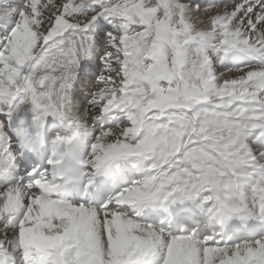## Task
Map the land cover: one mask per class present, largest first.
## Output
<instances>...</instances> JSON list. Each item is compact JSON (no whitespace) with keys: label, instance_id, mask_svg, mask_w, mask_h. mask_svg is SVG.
<instances>
[{"label":"snow or ice","instance_id":"snow-or-ice-1","mask_svg":"<svg viewBox=\"0 0 264 264\" xmlns=\"http://www.w3.org/2000/svg\"><path fill=\"white\" fill-rule=\"evenodd\" d=\"M0 264H264V0H0Z\"/></svg>","mask_w":264,"mask_h":264}]
</instances>
